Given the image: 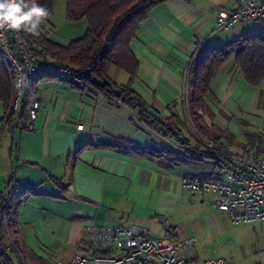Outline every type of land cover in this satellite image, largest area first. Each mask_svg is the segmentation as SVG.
Instances as JSON below:
<instances>
[{
  "label": "crops",
  "instance_id": "crops-1",
  "mask_svg": "<svg viewBox=\"0 0 264 264\" xmlns=\"http://www.w3.org/2000/svg\"><path fill=\"white\" fill-rule=\"evenodd\" d=\"M237 7L236 0H168L149 11L129 42L138 62L130 88L182 140L154 131L136 110L95 89L53 77L29 82L28 98L39 102L31 129L22 127L25 105L11 123L0 102V212L12 169L11 226L31 263L66 264L95 224L139 225L156 238L194 237V264L215 258L264 264V221L232 224L225 210L213 207L210 194L185 191L180 183L184 175L220 177L203 156L188 113L186 80L192 58L206 47L264 29V18L254 20L252 29L239 22L218 29L217 14ZM80 25L59 36L50 21L48 37L66 45L86 31L87 21ZM113 69L112 81L125 84L129 75ZM198 113L200 132L235 152L251 147L264 154V81L249 84L234 55L215 71ZM116 142L118 148L108 146ZM183 146L194 158L180 152ZM3 241L6 246L5 235Z\"/></svg>",
  "mask_w": 264,
  "mask_h": 264
},
{
  "label": "built area",
  "instance_id": "built-area-1",
  "mask_svg": "<svg viewBox=\"0 0 264 264\" xmlns=\"http://www.w3.org/2000/svg\"><path fill=\"white\" fill-rule=\"evenodd\" d=\"M238 7L217 14V28L226 29L242 20L264 18V0H236ZM0 56L10 74L11 99L5 114L6 121L17 122L16 114L24 105L28 82L39 77H53L75 86H82L85 73L81 70L53 63L39 57L30 49L20 30L0 29ZM87 88L92 89L89 85ZM39 102L31 96L22 127L31 129L37 116ZM83 124L79 122L77 128ZM205 150L218 152L210 157L220 177L184 175L182 188L188 192L210 194L213 207L225 210L232 224L264 221V154L248 147L242 152L233 151L211 137L198 134ZM185 156L194 158L187 146L179 148ZM16 183L15 172L7 175L2 192L1 211L7 243L5 251H16L25 264L16 243L15 229L7 225L6 212L10 207V188ZM88 237L81 248L66 264H194L196 250L194 237H151L139 225H91ZM61 262H58L60 264ZM196 264H225L222 258L207 259Z\"/></svg>",
  "mask_w": 264,
  "mask_h": 264
},
{
  "label": "trees",
  "instance_id": "trees-1",
  "mask_svg": "<svg viewBox=\"0 0 264 264\" xmlns=\"http://www.w3.org/2000/svg\"><path fill=\"white\" fill-rule=\"evenodd\" d=\"M54 1L37 0V3L48 10V16L43 19L39 36L20 30L21 37L27 46L39 57L83 71L85 82L79 87L84 88L89 85L92 89L129 106L136 110L139 120L151 129L177 140L179 136L177 129L155 119L145 107L141 97L130 88L138 62L129 49V42L149 11L168 0H66V19L87 21L86 31L66 45L59 44L48 37L47 27L53 13ZM230 55H234L237 66L249 84L256 86L264 81V29L252 34H242L219 46L206 47L192 58L186 80L188 89L186 98L189 116L193 118L200 135L207 136L198 130L200 129L198 120L201 117L198 111L204 106V96L209 92L211 78ZM111 67L126 72L129 75L128 81L121 85L114 83L108 73ZM10 78L0 56V102L4 107V115L9 109L11 99ZM29 82L25 91V106L23 105L24 118L30 99L28 98ZM185 143L186 140L182 145ZM108 146L118 148L119 144L116 142ZM145 150L152 154L159 152L153 148H145ZM187 151H190L188 147ZM216 154L219 153L213 150L203 152V156L208 158ZM9 209L10 207L6 212L7 225L12 227ZM4 235L1 211L0 264H13L5 252Z\"/></svg>",
  "mask_w": 264,
  "mask_h": 264
},
{
  "label": "clouds",
  "instance_id": "clouds-1",
  "mask_svg": "<svg viewBox=\"0 0 264 264\" xmlns=\"http://www.w3.org/2000/svg\"><path fill=\"white\" fill-rule=\"evenodd\" d=\"M48 10L37 0H0V29L24 30L39 36Z\"/></svg>",
  "mask_w": 264,
  "mask_h": 264
},
{
  "label": "rangeland",
  "instance_id": "rangeland-1",
  "mask_svg": "<svg viewBox=\"0 0 264 264\" xmlns=\"http://www.w3.org/2000/svg\"><path fill=\"white\" fill-rule=\"evenodd\" d=\"M65 14H66V0H55L53 3V13L50 17V21L54 25V28L59 29V31H57V35H59V36L66 34V30L69 29V26H71V24L77 28V27L81 26L80 24H84V21H85V19H82V20H84L83 22L81 21V23H79V25H75L77 23H74V21H70V20L66 19ZM70 22H71V24H70ZM253 22H255V21L246 19V20L239 21L238 25H243V26L247 27V29H252L249 27H251ZM249 31H251V30H247V33ZM113 70H115L119 74H122V72L118 71L116 68H114ZM21 254H22V258L24 259L25 264H38V262L31 263V260L29 259V257H27L28 254H25L22 251H21ZM8 255H9L13 264H21V256H19L16 251H14V250L9 251Z\"/></svg>",
  "mask_w": 264,
  "mask_h": 264
},
{
  "label": "water",
  "instance_id": "water-1",
  "mask_svg": "<svg viewBox=\"0 0 264 264\" xmlns=\"http://www.w3.org/2000/svg\"><path fill=\"white\" fill-rule=\"evenodd\" d=\"M178 140H182V138L181 137H178Z\"/></svg>",
  "mask_w": 264,
  "mask_h": 264
}]
</instances>
